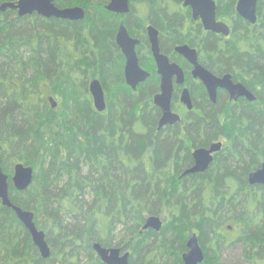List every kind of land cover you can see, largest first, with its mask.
Masks as SVG:
<instances>
[{
	"label": "trees",
	"instance_id": "obj_1",
	"mask_svg": "<svg viewBox=\"0 0 264 264\" xmlns=\"http://www.w3.org/2000/svg\"><path fill=\"white\" fill-rule=\"evenodd\" d=\"M13 1L0 0V5ZM235 2L227 0L224 10L228 21L235 22L227 49L215 35L193 44L200 63L217 74L239 67L242 48L253 53L259 46L260 60L249 58L247 66L240 67L252 73L260 66L261 75L260 113L248 112L244 129L255 133L259 144L258 150L250 148L253 161L252 166L245 163L247 173L256 157L264 158V0H258L253 28L240 25ZM223 14L222 9L218 16ZM242 29L247 36L243 43ZM112 30L98 8L76 23L0 13L2 171L10 178L14 164L33 169L25 191H16L9 182V198L33 214L51 250L50 257L42 259L15 214L0 204V264H102L92 250L94 243L131 249L137 257L133 264H141V255L144 264H165L167 257L171 264H180L179 249L193 230L204 246L203 264H221L223 252L235 245L242 247L248 263L264 264V202L256 199L264 189L245 186L243 196L242 189L216 180L235 175L240 163L218 162L214 175L179 185L177 175L187 152L172 143L173 137L160 136L158 113L147 95L152 87L139 93L120 84L103 87L106 108L95 111L87 86L94 78L111 77L106 38ZM96 45L105 62L102 74L95 68ZM53 96L58 99L55 109L48 103ZM200 115L210 117L209 124L191 125L194 131L220 132L213 109ZM241 197L242 204L237 202ZM150 215L163 218L159 234L141 232ZM226 223L236 234L234 241L222 232Z\"/></svg>",
	"mask_w": 264,
	"mask_h": 264
},
{
	"label": "flooded vegetation",
	"instance_id": "obj_2",
	"mask_svg": "<svg viewBox=\"0 0 264 264\" xmlns=\"http://www.w3.org/2000/svg\"><path fill=\"white\" fill-rule=\"evenodd\" d=\"M61 1L62 0H56L53 2L54 6L59 10L80 8L84 12V20L86 18L87 12L93 10L94 8H98L105 13V15L109 19V22L113 24V30L106 38L107 43L110 44V62L107 68L108 73L111 77L107 79H104L102 77V80L100 77H98L92 80L98 81L100 86L102 87V90L103 87H117V85L120 84L123 87H127L132 93H139L140 91H143V87H152V90L147 95L149 100L151 101L152 106L158 113L157 130L161 132L160 136L162 137V139H165V137H173L172 143L176 144V146H181L182 150H186L187 152V155L183 159H181L183 167L180 169L181 171L177 175L178 180H176V182L179 185L184 183L189 184L191 181L195 182L192 184H197L196 181L200 180L203 176L215 174L216 170L218 169V166L217 168L215 166L218 162H225V164H228L231 160H233L234 162L241 164L240 168L236 167V174H226L224 176H219L218 178L216 177V180H218L220 183H223L222 185L224 187L232 185L233 187L242 189L241 194L243 196V188L245 186L264 189V184L251 186L248 183L249 175L260 170L262 164H264V158L260 159L256 157L255 167H253V170L248 171L247 173L245 172L244 166L245 163H247L248 166H252L251 161H253V156L249 152L250 148L256 150L259 149V144L255 143V133L244 131V129L247 128L249 124L247 113L250 111L260 113L259 106L261 75L259 71H257L260 66H257L256 71H253L252 73H250V70L248 69L246 70L244 68H240L242 66H247V63H249L247 59L249 58H254L257 61L260 60L261 53L259 52V46L257 45L255 47V51L253 53H251L246 48H242L239 53V55L242 57L238 65L239 67L228 68L222 73L217 74L207 69L200 63L199 49L193 44V41L202 42L208 37L215 35L221 36L223 38L224 46L227 49V47L229 46V39L234 32L233 26L235 25V22L228 21L227 12L224 11L227 7V0L215 1V21L223 23L226 27H228L229 33L227 36H222L220 34L206 31L202 25L201 19L194 18L191 8L185 7L183 5L184 0H128L127 13H113L108 11L106 7L108 6L110 0H106V2L104 3H100L99 0H90L87 4L85 2H82L76 5H61ZM236 3L237 0L235 2V8ZM222 9L224 14L220 18L218 16V13L222 11ZM7 11L12 12L13 16L18 19L40 17L45 20H58L68 23L83 21H69L56 18L46 19L38 16L37 14L19 18L17 16V11L6 10L5 12H3V14ZM235 14L241 20L239 21L241 26L242 23H245L250 28H253L258 21L257 5L255 24H250L249 22L240 18L237 15L236 10ZM121 25L126 29L128 36L138 42L134 49L138 60V66L140 70L147 74L146 78L142 82L136 84L135 90H132L130 88L131 86L126 83L124 75L126 59L123 56L121 50L116 45V37ZM149 28H152V34H156L160 54L167 57L169 63L176 65L182 73V79H180V82L179 78L176 75L172 76L171 78L172 93L170 97V111L172 114L178 116L179 121L172 125H165L161 128H158V125L162 117V113L160 109L154 105V98L155 96L161 94L160 87H162V76L158 74L156 63L151 52ZM247 32H249L248 29ZM245 35V31L244 29H242V35L240 39L242 43L244 39H247V36ZM183 46H186L190 50L195 51L197 56V63L212 76L218 79L228 77L229 79H227V84L229 83V85L232 87H242L248 93V95H240L234 98L231 96L227 89L217 88L216 100L215 102H212L210 100L209 93L205 88V85L200 80L193 77V66L183 56L176 52L177 48ZM95 47V68L99 72V74H102L105 62L101 59L99 47L97 45ZM225 60L227 62L229 59L225 58ZM87 87H89V83ZM184 91H187L191 105L190 108H188L187 105L182 102ZM247 96H251L252 98H249ZM207 108L208 110L210 108L213 109L214 113L217 115V117H219V121L221 122V130L216 134H213V132L211 133L210 130L194 131L193 128H191V125H196L197 123L204 122V124L202 125L203 127L204 125L207 126L209 124L210 117L208 118L200 115ZM202 126L201 128H203ZM215 126L217 125L215 124ZM258 142L260 143L259 140ZM215 144H220V147L217 152L211 154L212 161L209 164L208 168L201 173L184 175L187 170L193 168L195 165V160L193 157L194 152H196L197 150L209 151ZM246 155L248 157L244 158L246 157ZM223 179H225V182H223ZM256 199H258L259 202H264V195H259ZM243 200V197H241L237 202L242 204ZM156 216L160 218L161 215ZM148 217H146V219ZM160 220L162 222V226L159 232H155L151 229L143 230V227L141 229V232H152L154 234H159L164 225L163 219L160 218ZM223 230L222 232L225 234H228V232L230 231H232V233H235L229 223H226L223 226ZM192 235H195L197 237L198 244L203 252V261L200 264H203L205 260V250L204 246H202V242L199 239V233L193 230L189 234L187 239L183 242V249H179L182 251L180 252V264H184L182 256L189 251L186 244ZM118 249L121 250L120 256L124 255V253L128 254L127 264H133L136 261L137 257L134 256L131 249ZM145 253L146 252H144L143 254L145 255ZM138 258L139 262L141 264H144L143 255ZM167 258L165 264H171L172 258H168V260ZM161 264H163V261H161Z\"/></svg>",
	"mask_w": 264,
	"mask_h": 264
},
{
	"label": "water",
	"instance_id": "obj_3",
	"mask_svg": "<svg viewBox=\"0 0 264 264\" xmlns=\"http://www.w3.org/2000/svg\"><path fill=\"white\" fill-rule=\"evenodd\" d=\"M56 0H16L15 2H4L0 5V12L6 10L17 11L19 18L37 14L43 18H56L69 21H81L84 18V12L80 8H69L64 10L57 9L53 2ZM215 1L216 0H184L183 5L190 7L194 18H200L202 25L206 31L227 36L229 33L228 27L223 23L215 21ZM258 0H237L236 13L243 20L250 24L256 23V5ZM106 9L113 13H127L128 0H110ZM152 28H149L150 47L151 52L156 63L158 74L162 76V87H160L161 94L155 96L154 105L157 106L162 117L159 121L158 128L165 125H172L179 121L178 116L170 111V97L172 93V76L176 75L182 79L181 70L174 64H170L167 57L161 55L156 39V34L151 33ZM138 44L136 40L131 39L126 29L121 25L119 27L116 45L121 50L126 59L124 75L126 83L135 90L137 83L142 82L147 74L140 70L138 60L135 54V46ZM176 52L183 56L193 66V77L200 80L209 93L210 100L215 102L216 89L225 88L229 91L232 97L236 98L240 95H248V93L240 86L232 87L227 84L228 77L218 79L212 76L204 68L197 63V56L194 50L183 46L176 49ZM89 94L92 98V103L95 111L102 113L105 108L104 93L99 82L92 80L89 82ZM252 98L251 96H247ZM182 102L191 107L187 91L183 92ZM48 103L52 109L57 106L56 101L48 98ZM220 144H215L209 151L197 150L194 152L193 157L195 165L193 168L187 170L184 175L204 172L212 161L211 154L219 150ZM33 169L21 163L14 164L12 169V176L9 178L2 171L0 161V204L1 206L10 209L23 225L25 230L29 233L31 241L37 249L42 259H48L51 254L50 247L48 246L45 234L38 230L33 222V214L29 211H24L18 206L12 204L9 198V182L12 184L16 191H25L32 183ZM248 183L253 185L264 184V164L260 170L251 173L248 177ZM162 222L157 216H150L146 219L143 230L151 229L159 232ZM188 252L182 256L184 264H200L203 261V252L198 244L197 237L192 235L186 244ZM92 250L99 258L102 264H127L128 254L120 256L121 250L118 248H105L98 243L92 245Z\"/></svg>",
	"mask_w": 264,
	"mask_h": 264
},
{
	"label": "rangeland",
	"instance_id": "obj_4",
	"mask_svg": "<svg viewBox=\"0 0 264 264\" xmlns=\"http://www.w3.org/2000/svg\"><path fill=\"white\" fill-rule=\"evenodd\" d=\"M53 98L54 100H58L55 96ZM160 218L163 219L162 216ZM228 234V239L234 241L236 234L232 233V231L228 232ZM244 256L245 252L241 246H231L223 252L221 264H250L245 260Z\"/></svg>",
	"mask_w": 264,
	"mask_h": 264
},
{
	"label": "bare ground",
	"instance_id": "obj_5",
	"mask_svg": "<svg viewBox=\"0 0 264 264\" xmlns=\"http://www.w3.org/2000/svg\"><path fill=\"white\" fill-rule=\"evenodd\" d=\"M209 33V32H208Z\"/></svg>",
	"mask_w": 264,
	"mask_h": 264
}]
</instances>
